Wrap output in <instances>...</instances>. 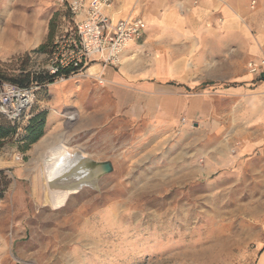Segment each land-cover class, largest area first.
Segmentation results:
<instances>
[{"label": "rangeland", "instance_id": "obj_1", "mask_svg": "<svg viewBox=\"0 0 264 264\" xmlns=\"http://www.w3.org/2000/svg\"><path fill=\"white\" fill-rule=\"evenodd\" d=\"M70 19L60 0H0L2 82L29 73L36 83ZM79 78L39 88L17 134L0 138V264H256L264 95L203 97L192 116L154 124L118 116L109 94ZM51 99L59 101L52 126L26 149L25 128ZM61 143L92 180L97 165L112 169L56 208L43 199L41 164Z\"/></svg>", "mask_w": 264, "mask_h": 264}, {"label": "crops", "instance_id": "obj_2", "mask_svg": "<svg viewBox=\"0 0 264 264\" xmlns=\"http://www.w3.org/2000/svg\"><path fill=\"white\" fill-rule=\"evenodd\" d=\"M108 12L115 20L142 18V36L119 66L95 63L77 75L82 88L92 83L109 94L118 116L175 122L196 113L203 97L264 95V66L252 72L248 65L264 56V0H117ZM49 103L47 127L59 101ZM259 250L256 264H264V241Z\"/></svg>", "mask_w": 264, "mask_h": 264}, {"label": "built area", "instance_id": "obj_3", "mask_svg": "<svg viewBox=\"0 0 264 264\" xmlns=\"http://www.w3.org/2000/svg\"><path fill=\"white\" fill-rule=\"evenodd\" d=\"M60 1L67 5L71 19L51 45L46 73L61 80L85 73L95 63L119 66L127 46L144 31L142 18L115 20L108 12L117 0ZM248 65L252 72H258L264 66V57ZM39 88L35 82L24 86L2 82L0 112L11 122H18L35 103Z\"/></svg>", "mask_w": 264, "mask_h": 264}, {"label": "bare ground", "instance_id": "obj_4", "mask_svg": "<svg viewBox=\"0 0 264 264\" xmlns=\"http://www.w3.org/2000/svg\"><path fill=\"white\" fill-rule=\"evenodd\" d=\"M78 157L83 160L81 154ZM41 166L43 199L56 208L61 207L71 194L78 192L84 185L95 184L97 180V170L89 171L93 180L89 178L84 166L77 165V157L65 143L53 146Z\"/></svg>", "mask_w": 264, "mask_h": 264}, {"label": "trees", "instance_id": "obj_5", "mask_svg": "<svg viewBox=\"0 0 264 264\" xmlns=\"http://www.w3.org/2000/svg\"><path fill=\"white\" fill-rule=\"evenodd\" d=\"M45 44H42L37 51H44ZM50 50H48L49 52ZM67 75L69 74L66 72ZM30 74L21 75L19 78H5L6 80L18 84V85H29L30 83ZM56 75H50L49 73L38 74L34 77L36 83L40 86V88H45L48 84L53 83L56 80ZM3 81V77L0 75V83ZM2 120L0 121V138L4 139L5 137H14L18 131V124L15 122H11L8 120L1 112ZM47 114L46 110H42L37 114L33 115L30 118L29 124L26 126V133L23 135L22 139L25 141V148H29V146L36 142L39 138H41L45 133L46 122H47ZM7 180L5 176V171L0 170V186L6 185ZM3 189L0 188V197L2 196Z\"/></svg>", "mask_w": 264, "mask_h": 264}, {"label": "water", "instance_id": "obj_6", "mask_svg": "<svg viewBox=\"0 0 264 264\" xmlns=\"http://www.w3.org/2000/svg\"><path fill=\"white\" fill-rule=\"evenodd\" d=\"M94 169L97 170V174L99 175V174L107 173L111 171L112 166L109 162H106V163L97 165Z\"/></svg>", "mask_w": 264, "mask_h": 264}]
</instances>
